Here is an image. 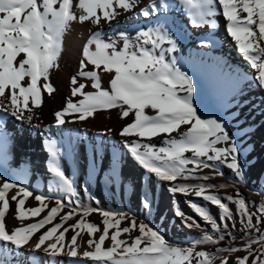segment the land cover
Returning <instances> with one entry per match:
<instances>
[{"label": "snow or ice", "instance_id": "1", "mask_svg": "<svg viewBox=\"0 0 264 264\" xmlns=\"http://www.w3.org/2000/svg\"><path fill=\"white\" fill-rule=\"evenodd\" d=\"M138 2L139 0H77L74 6L73 0H0V161L6 163L9 155L10 137L4 127L3 116L9 115L17 121L32 123L34 109L42 104V94L46 92L51 95L55 91L49 78L59 68L63 38L71 24L89 21L98 27L103 21L111 25L121 14L118 9L130 13L137 7ZM175 2L190 19L192 27L215 29L217 17L226 21V33L235 42L238 53L255 70L251 74L249 86L255 83L264 92V0ZM171 7L169 0H152L148 6L141 8V16L149 18L155 14L156 19L150 26L141 28L134 34L119 31L106 39L101 30L91 33L82 48L80 70L71 78V96L79 95L83 98L76 102L69 99L62 110L56 111L54 126L62 128L66 123L73 122L68 117L76 113L79 115L75 119L83 121L100 109H119L121 119L130 118V122L120 131L123 147L146 174H154L160 182H170L168 191L173 195L194 192L195 197L218 206L224 229L228 228L227 221L232 219L233 213L228 203L222 201L236 206L243 229H256L257 238L250 240L243 248H218L217 252L246 251L247 255L235 257L234 264H249V261L250 264H264V251L256 255L253 249V245L259 243L264 250V232H260L257 227L264 223V204L256 212H250L246 200L240 196L238 190L235 199L232 196L222 198L206 194L208 189L225 188L227 185L174 183L178 177L207 181L213 177L197 176L195 173L202 169L218 170L221 165L230 169L235 179L242 182L245 166L241 158V147L236 138L230 136L225 120L208 111L207 101L197 100L198 89L194 74L184 70L175 55L180 51L182 38L172 30L168 20ZM198 43L200 46L208 44L204 40ZM89 65L93 69L85 70ZM101 66L108 77L107 87H102L101 75L96 71ZM79 77L87 78L90 87L95 91H87L89 85L79 82ZM242 79L244 77L237 74L231 85L234 89L233 100L243 94V89L236 87ZM214 83L217 88L225 86L219 80ZM108 132L110 134L111 129ZM243 134L247 135V132ZM130 137L135 138L129 139ZM155 137H162L161 146L146 142ZM47 151L50 156V173L64 191L74 194L72 180L60 167L62 153L56 141H48ZM187 153L191 155H186ZM119 163L120 157L114 155L111 160L114 170ZM95 165L94 157L93 167ZM189 165L192 167L189 168ZM219 175L223 176V172L220 171ZM0 179L3 177L0 176ZM12 188H18L17 195L10 198L16 203L14 219L23 221L37 217L47 207L43 201L48 198L35 195L34 198L40 206L25 209L24 199L17 200V197L21 193L24 197L33 196V192L9 180L3 181L0 186V201H3L0 206V264H13L14 260L15 264H42L43 257L47 258L48 264H57V257L65 254V250L69 259L77 258L81 264L85 258L94 264H193V260L195 264H212L213 255L206 251H196V245L218 243L225 239L224 235L217 239L206 233L191 246H172L159 231L142 222L138 226L140 235L129 243L118 237L137 228L134 219L130 227L120 228L126 213L85 208L84 215L99 211L104 217L99 240L90 238L86 242L93 250H85L82 257L79 256V232L71 237L68 244L63 243L65 233L70 229H86L90 237L100 231L99 225L85 222L83 217L59 232L55 236V242L43 247L45 241L52 239L63 224L73 217L79 207L76 205L72 211L60 218L61 223L47 228L39 235L34 248L29 250L28 256L22 262L19 260V250L29 244L34 233L52 223L58 209L64 204L57 200V207L51 208L43 218L25 227H17L9 233L4 220L6 211L10 210V203L5 194ZM84 191L88 192L87 186ZM189 203L199 217L211 224L213 232H220V224L205 207L191 201ZM68 204H72L71 199ZM141 204L146 209L151 208L149 194H144ZM176 215L185 217V213L179 209L176 210ZM116 217L119 218L110 223L109 218ZM189 220L192 222L188 223ZM184 222L189 228L200 226L191 217H186ZM232 226L235 227V223ZM110 228L116 231L111 234V245L105 248L103 245L109 238ZM228 237L235 239L230 231ZM42 247L43 257L37 255ZM9 249L15 250L17 256L13 257ZM220 264H229L228 258L222 259Z\"/></svg>", "mask_w": 264, "mask_h": 264}, {"label": "bare ground", "instance_id": "2", "mask_svg": "<svg viewBox=\"0 0 264 264\" xmlns=\"http://www.w3.org/2000/svg\"><path fill=\"white\" fill-rule=\"evenodd\" d=\"M151 2L152 0H139L137 7L130 13H124L123 10L118 9L121 14L116 20L112 21L111 25L103 21L98 27L92 25L89 21L82 24L79 22L71 24L70 29L63 38L59 68L54 70L49 78L55 91L51 95L46 92L42 94V104L39 108L34 109L35 115L32 123L17 121L9 115H4L2 118L4 127L10 137L8 161L12 166H19L13 168V171L8 169L6 174L21 181L24 180V185L33 191L40 190L46 197L53 195L61 197L63 191L53 189L59 184L56 183V178L47 170L50 159L47 148L48 141L51 139L56 141V145L62 153L60 157L61 169L72 180L76 189L79 188L77 182L83 176L88 178L89 175L94 174L92 176L93 182L91 186H88V192L93 190L92 194L97 196L94 198L96 201H93V197L87 195L91 193H86L84 186L82 187L83 192L78 196L73 197V194L70 195L72 197L70 207L79 205L78 208L82 211L85 208L92 209L93 207L107 209V202L111 200L110 206L114 210L116 207L119 208L118 213L127 211L138 213L139 211L142 214L144 210L142 211L141 199L144 194H149L152 206L148 209V212L151 218L157 214L156 207L163 206L165 210H168V204L174 206L175 211L172 212L171 210V215L179 209L185 213L186 217L200 218L190 207V200L186 195L183 196L185 198H175L168 191L169 186L160 181L158 182L154 178V174L151 176L146 174L145 170L126 152L120 131L130 122V118L121 119L119 109H100L92 117L83 121L75 119L79 115L76 113L68 117L73 122L66 123L62 128L54 126V113L56 111L62 110L69 99L76 102L78 99L83 98L79 95L77 97L71 96L73 87L71 78L80 70L79 61L82 59V48L91 33L101 30L107 39L114 32L127 31L134 34L135 31L150 26L156 19L155 14L152 17L144 18L139 13L141 8L148 6ZM76 3L77 0H73L74 6ZM169 3L172 7L169 11L168 20L172 30L182 38L180 51L175 55L182 68L190 71V74H194L198 89L197 100L207 101L211 113H215L219 117H225L228 120L230 136L235 137L240 145L241 156L247 152L252 161V169L256 173L254 178L257 179L259 184H263L264 92H261L255 83H252L251 86L248 83L252 79L251 74L255 70L251 69L242 55L238 53L235 42L226 33V21L223 18H216L217 27L215 29L192 27L190 19L181 8L176 6L175 0H169ZM77 14L79 13L77 12ZM202 40L207 41L208 44L200 46L198 42ZM92 69L93 66L89 65L85 70ZM96 71L101 75L102 87H107L108 77L107 74L103 73V66L96 69ZM237 74L244 77L236 85L237 88L243 89V94L236 96L233 100L234 89L231 85L235 82ZM78 79L79 82L89 85L86 88L87 91H95L90 87L87 78L79 77ZM216 80L223 82L225 86L217 88L214 83ZM204 95L207 96V100L203 99ZM234 117H238V119ZM34 125H39V127ZM45 129H48V131H45ZM109 129H111L110 134ZM244 132H247V135H244ZM133 138L135 137L129 139ZM148 142L159 147L162 145V137L152 138ZM189 154L191 155V153ZM114 155L120 157V163L115 170L111 164ZM94 157L96 159L95 167H93ZM188 167L191 168L192 165ZM221 167L222 170L228 173L227 176L233 174L225 166L221 165ZM212 173V171L202 169L198 170L195 175L211 176ZM223 181L224 183L227 182L226 179H223ZM207 182L212 183V180H207ZM85 183H88V181L85 180ZM219 183L222 182L219 180ZM17 192L13 191L11 197L16 196ZM81 195L83 196L81 197ZM189 195L191 196V194ZM87 196L89 199H86ZM88 201L91 203H87ZM64 202L68 204V199L65 198ZM30 203L28 202L25 206L28 208ZM200 206L206 208L204 204ZM208 208L209 210L206 209L209 213L216 216L215 206L208 205ZM91 213L83 217L88 218ZM72 224H75L73 220L69 222V225ZM56 235H59V233ZM56 235L52 239L46 240L43 247L55 242ZM73 235L74 231L70 229L65 233L63 243L68 244ZM99 236L100 234L97 233L95 238H90L98 241ZM90 238H84L86 241H82L80 238L77 239L80 257H82L85 250H93L86 243ZM34 246L35 244L29 248L22 247L19 250V260L23 262L28 256L29 250ZM43 247L37 253L41 257H43ZM9 251L13 257L17 256L15 250L9 249ZM13 264H15V260ZM42 264H48L46 257H43ZM57 264H81V261L77 258L69 259L65 250V254L57 257ZM83 264H94V262L85 258Z\"/></svg>", "mask_w": 264, "mask_h": 264}, {"label": "rangeland", "instance_id": "3", "mask_svg": "<svg viewBox=\"0 0 264 264\" xmlns=\"http://www.w3.org/2000/svg\"><path fill=\"white\" fill-rule=\"evenodd\" d=\"M234 60H235V57H234ZM203 99L207 100L208 98H207V96L204 95ZM146 111H150V110H146ZM208 111H210V110L208 109ZM216 111L219 112L217 109H216ZM210 113H211V111H210ZM219 114H221V113H219ZM221 118H223L225 120L227 127L229 128L228 120L225 117H221ZM146 142H148V141H146ZM186 155L190 156L189 153H187ZM241 158H242V161H243L244 166H245V177H244V180L242 182L237 181L233 174L231 176H227L228 173H226L224 170H222V167L220 166L218 170L207 169V170L213 172L212 175L210 176L213 178L209 179V180H212V183H209L207 181L203 182L202 180H200L201 181L200 182L197 179H187L186 180V179L179 178V177L177 178V180L174 183H179V184H200V183H204V184H211V185H221V184L227 185V187H225V188H219L218 187L215 189H208V190H206V194H214V195H218L222 198L227 197V196H232L235 199V198H237L236 197V191L238 190L240 193V196L246 200L247 205H248V210L250 212H256V209L259 208L261 204H264V183L259 184L257 182V179L254 178L256 173L252 169L253 168L252 161L250 160L247 152L243 153ZM59 164H61L60 159H59ZM61 166L62 165H60V167ZM15 167L18 168L19 166H12L8 160L6 163L3 161H0V176L3 177V179H0V186L3 185L4 180H9L13 183H16V184H19V185H22V186L28 188V186L24 185V183H23L24 180L21 181L20 179H16L11 175L6 174V171L8 169H9V171L10 170L13 171V168H15ZM225 168H227V167L225 166ZM25 169H27V168H25ZM47 170H49V169L47 168ZM228 170H230V169H228ZM220 171L223 172V176L219 175ZM93 175L94 174L89 175L91 177L88 176V178L83 176V178L77 182V186L79 188L76 189L73 185V189H74L73 197L75 195L78 196L79 194H81V192H83L82 187L87 186V188H88V186H91V184L93 182V177H92ZM154 178L156 179V177H154ZM223 179H226V181L228 183L227 182L224 183ZM85 180H87L88 183H85ZM219 180L222 183H219ZM157 181L159 182V180H157ZM162 183H164L170 187V182H162ZM28 189L33 192V196L24 197L23 194L21 193L17 197V200L24 199L25 203H24L23 207L25 209H32V208H35L37 206H40V203L35 200L34 196L35 195H41L44 197H46V196L43 194V192H40V190L33 191L31 188H28ZM53 189L63 191V195L61 197H59L57 195L47 197L48 199H45L43 201V203L46 204L47 207L44 209L43 212L40 213V216L26 218L23 221H21L19 219H14V216L16 215V212H15L16 203L12 202L10 200L11 193L13 191H18V188L9 189L5 194V198L8 199L9 203H10V210L6 211L5 220H4L6 230L9 231V233H10L12 230H14L17 227H25L28 224L35 223L39 219H41V217L43 218V216H45L51 208L57 207V204H56L57 200H61L63 203V200L65 201V198L68 200L72 198V197H70V194L67 193L66 191H64L60 185L54 187ZM77 190H78V192H77ZM50 192H52V191H50ZM87 193H91V194H87V195L93 197V201H96V199H94V198H96L97 196H96V194L95 195L92 194L93 190H91V192H87ZM67 194H68V196H67ZM190 194H191V196L189 194L186 196L188 197V199L191 202L196 203V204H200V205L204 204V205H206V208L209 210L208 205H212L210 202H205V201H203L202 198L195 197L194 192H192ZM82 196L83 195H81V197ZM88 196L86 197V199H89ZM183 196H185V195L180 194V193H177L174 195L175 198H178V197L185 198ZM28 202H31V203L27 208L25 205ZM222 202L228 203L229 208L232 210L233 217H232V219L227 221L228 228L224 229L223 224L220 221V215H221L220 209L218 206L214 205L216 208V216H213V217L216 219L217 223L220 224V226H221L220 232H213L211 224L208 222H205L201 217L200 218H192V220H195L196 223H198L200 225L199 227H196L195 225L191 228L187 227L185 225V222H184L186 216L185 217L177 216L176 213L171 215L170 212H171V210L173 212L174 206H172V204H168V207H167L168 210H165L163 206L156 207V213L157 214L153 218H151V216L148 212V209H146L144 207H142V211L144 210V212L142 214L139 211H138V213L133 212V211L123 212V213H126L127 216L124 220H122L119 227L120 228L130 227L131 221L134 219L135 223L137 225V228L132 229L130 231V233L121 234L118 238L125 240V241H128L130 243L133 238L140 235V233L138 231V226L142 222L148 224L149 226L153 227L155 230L159 231L163 235L165 240L167 242H169V244L172 246H179V247L191 246L193 244V242L201 240L206 233L212 235L213 237H215L217 239L220 235H224L225 239L219 240L218 243L197 244L195 250L196 251H206L209 254H212L214 257L212 264H220L221 260L224 259L225 257L228 258L229 264H234L235 257H237V256L243 257V256L247 255V252L246 251H239L236 253H226V252H217V249L218 248H229V247L243 248L250 240L256 239L258 234H257L255 228H253L251 230L243 229V226L240 222V217L236 213V206L234 204H232L231 202H228V201H222ZM87 203L90 204L91 202L88 201ZM107 203H108L107 209H102V208H97V207H93L92 209H102V210H110V211H111V209H113L114 212L118 213L119 208L116 207L114 210V208L112 206H110L111 200H109ZM2 204H3V201H0V206H2ZM63 204H64V206L60 207L58 209V213L56 214L55 218L52 220V223L45 225L44 228H42L38 232L34 233L32 240L29 242V244L25 245L24 248H29L30 246L35 244L37 242L40 234H42L44 231H46L47 228L52 227L55 224L61 223L60 218L62 216H64L65 214H67L68 212L72 211L73 207H70L69 204H65V202ZM88 206L90 207V205H88ZM154 208H155V206H154ZM83 216H84L83 211L80 208H77L76 213L73 215V217L71 219L67 220L63 224V227L61 229H59L57 231V233H55L54 235L63 231L64 228L69 227V222H71L72 220L74 223H76ZM103 218L104 217H102V215L100 214L99 211H93L88 216V218H84V221L99 225L100 231H98L97 233L101 234L103 227H104V225L102 223ZM117 218H119V217L109 218L110 223H114L115 219H117ZM191 222H192L191 220L188 221V223H191ZM233 223H235V227L232 226ZM255 223H256L255 217H253V224H255ZM257 227H259L260 232H264V223H261ZM115 231H116V229H114V228L109 229V238L106 239L103 247L107 248L111 245L110 237H111V234ZM229 231L232 233V236L235 237V239L228 237ZM77 232H79L77 239L80 238V240L84 241L85 240L84 238H86V237L90 238L86 229H83V230L76 229L74 231V235ZM97 233L93 234V236H91V237L95 238ZM253 249H254L256 255H260L261 252L264 251V250H262L261 245L259 243L254 244ZM250 260H251V258H250ZM193 264H195V260H193ZM249 264H250V261H249Z\"/></svg>", "mask_w": 264, "mask_h": 264}]
</instances>
